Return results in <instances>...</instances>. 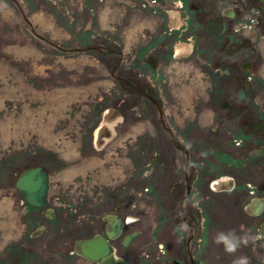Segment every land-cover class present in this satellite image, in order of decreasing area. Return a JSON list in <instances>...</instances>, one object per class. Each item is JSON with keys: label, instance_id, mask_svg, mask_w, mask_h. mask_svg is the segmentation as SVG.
<instances>
[{"label": "bare ground", "instance_id": "6f19581e", "mask_svg": "<svg viewBox=\"0 0 264 264\" xmlns=\"http://www.w3.org/2000/svg\"><path fill=\"white\" fill-rule=\"evenodd\" d=\"M170 1L151 0L163 20L151 40V67L165 74L167 93L151 80V195L159 208L156 224L165 226L164 236L151 228V264H264V0H174L180 13L174 31L165 27L176 18L164 9ZM188 83L192 90L210 89L211 113L203 114L200 92L193 115L187 104L173 108V99L188 98L191 88L182 90ZM71 91L62 96L73 97ZM205 115L209 122H202ZM65 142L66 154L75 153ZM9 205L0 202V215Z\"/></svg>", "mask_w": 264, "mask_h": 264}, {"label": "rangeland", "instance_id": "374dc122", "mask_svg": "<svg viewBox=\"0 0 264 264\" xmlns=\"http://www.w3.org/2000/svg\"><path fill=\"white\" fill-rule=\"evenodd\" d=\"M176 2L171 0L164 8L172 15L175 12L176 18L169 17L165 23V27L173 31L180 23ZM157 8L151 7V0H0V200L10 201L9 207L3 210L5 214L0 215V220L5 221L0 223L5 232L8 230L6 223L16 221L25 208L20 204L15 181L28 165L48 167L53 177L51 197L54 202L70 199L71 203L95 205L103 189L110 186L106 183L110 181L113 184L110 188L114 186V173L101 177L98 172L111 163L100 165L99 170L94 165L90 166L79 175L68 176V170L91 160H114L115 156L126 160L123 156L131 151L137 136L135 152L139 165H142L141 169L138 166L134 184L136 214L140 218L138 227L147 235H151V228L161 229L164 236L165 226L160 228L156 224L159 208L151 191L146 188L151 181V173L146 172L153 155L149 142L153 123L140 103L142 90L136 95L134 89L126 85H130V80L141 89L149 85L151 88V80L154 79L161 83L160 91L166 93L162 83L165 74L154 71L144 55L145 48L151 46V40L162 28V18L153 11ZM41 15L52 23L41 22ZM21 48L29 50L19 54ZM163 63L162 67L168 66V62ZM175 65L171 64L176 72ZM167 74L174 78L178 73ZM184 86L182 90H189L192 84ZM71 89L75 90L73 97L65 99L63 96L70 94ZM62 90L68 94H63ZM208 91L207 87L191 88L187 92L188 98L179 97L180 103L168 94L173 99V108L177 104L180 107L187 104L186 109L191 116L193 107L196 108L194 103L198 92L203 93L199 94L203 114L212 112L205 94ZM103 95L105 99L101 103ZM120 100L125 120L121 122L123 117L117 116L109 122L112 136L105 138L102 135V140L109 141L103 147L97 144L102 147L97 150L93 145V129L99 120L103 121L106 108L119 104ZM207 117L201 116L202 122L210 121ZM115 121L119 124L116 125ZM2 128L5 129L4 134ZM44 129L48 136L44 135ZM131 135H134L133 139ZM66 140H72V147L76 146L75 153L66 154ZM52 157L63 162L59 166ZM77 187L83 188L85 193ZM58 230L59 227L50 238L48 236L52 233L43 235L40 242L49 241L52 237L56 239L55 244L61 242L64 238L56 236ZM160 236L155 237L160 239ZM158 241L156 251L160 248ZM144 242V238L137 240L138 245ZM50 250L47 249L49 253ZM42 255L45 257L46 253ZM55 257L59 256L56 254Z\"/></svg>", "mask_w": 264, "mask_h": 264}, {"label": "flooded vegetation", "instance_id": "af4514ba", "mask_svg": "<svg viewBox=\"0 0 264 264\" xmlns=\"http://www.w3.org/2000/svg\"><path fill=\"white\" fill-rule=\"evenodd\" d=\"M145 49L144 55L151 66V46ZM128 81L130 84L129 88L134 89L136 95L142 90L140 103L145 114H149L151 117L150 85L141 89L140 86L135 85L132 81ZM104 99L105 95L102 96L100 100L101 103ZM121 101L122 100H120L119 104L109 105L108 108L117 109L123 117V119H121V122H123L126 116L122 106H120L122 103ZM108 108H106V110ZM94 116L95 114L92 115V121ZM100 121L101 120L97 123L98 126L100 125L99 123H101ZM114 123H116V121ZM118 124L119 122L116 123V125ZM97 127L95 126L93 129V145L94 148L99 150L102 149L109 140L104 139L101 148L96 146L94 131ZM149 136L151 139V135ZM131 137L133 139L134 135H131ZM136 137L137 136H135L133 140L135 144H133L131 151H128L127 155L123 156L126 160L121 156H115L114 160H91L85 164L87 166V164H91L90 162H97L94 168L99 170L100 165H105L107 162H110V165H106V169L103 168V170L98 172L101 177L111 172L114 173L113 178L115 177L113 188H110L111 185H113L112 182L108 181L106 184L110 186L106 185L109 187H104L105 189L101 192L102 196L99 194L101 196L100 200H98V203L95 205L88 206L84 203H74L73 201V203H71L70 199H65V201L60 200L59 203H56L52 200L51 189L48 204L44 206L31 204L27 201L25 195L18 189L16 182L18 176L24 169L42 164H30L24 168L17 176L15 185L18 191L20 204H23L25 208L16 221L8 224L6 223L8 227L6 232L0 226V264H97L95 261L80 255L76 251L77 243L80 240L91 239L97 235L108 238L115 247L116 254L124 258L128 264H151V235L143 234V230L138 227L140 218L136 214L137 202L134 195V184L139 173L138 166L140 169L142 166L139 165L138 156L136 154L137 151L135 152V149H137L135 145L138 141V137ZM70 141L72 142V140ZM149 142L151 148V141ZM52 158V160H55V164L59 166L63 162L56 159V157ZM61 158L62 160H66L64 157ZM140 163L143 162L140 160ZM42 166L49 171L48 167L45 165ZM83 166L75 165L68 171ZM89 167L90 166H87V168ZM49 173L51 174L52 188L53 177L50 171ZM149 173H151V166L147 169L146 174ZM75 174L79 175L80 172ZM81 181L83 182L84 179L82 178ZM146 188L151 191V181L146 185ZM77 189L85 193L83 188L80 189L77 187ZM4 200L1 199L0 202ZM52 213L53 216L50 217L49 215H52ZM0 223H5V221L0 220ZM33 224H35V226H32ZM112 224L117 226L120 224V227L119 229L117 227L116 231H110L114 234L110 236L108 226ZM57 227H59V230L56 236L59 235V239L64 238L61 242L55 244V237H52L54 239L51 238L49 241L40 242L41 237L45 234L47 235V233H52L48 238L53 236ZM116 232L118 233L116 234ZM129 237L132 238L129 243H126ZM140 238H144L145 242L138 245L137 240ZM47 249H51L50 253ZM54 252L55 255L57 254L59 257H55ZM57 252H59V254ZM43 253H46L45 257L42 255ZM142 256L143 258H141Z\"/></svg>", "mask_w": 264, "mask_h": 264}, {"label": "water", "instance_id": "95a60500", "mask_svg": "<svg viewBox=\"0 0 264 264\" xmlns=\"http://www.w3.org/2000/svg\"><path fill=\"white\" fill-rule=\"evenodd\" d=\"M117 116H121V113L115 108H108L105 111L103 121L95 132L97 143L101 144L102 135H108V137L112 135V128L109 122L115 120ZM16 185L30 203L36 205L49 203L51 174L42 165L24 169L18 176ZM49 216L52 217L53 213ZM118 226L114 224L108 226L110 236L114 235L110 231H116ZM77 251L96 260L98 264H128L124 258L116 254L115 247L108 238L102 235H97L91 239L80 240L77 243Z\"/></svg>", "mask_w": 264, "mask_h": 264}, {"label": "clouds", "instance_id": "9594fccd", "mask_svg": "<svg viewBox=\"0 0 264 264\" xmlns=\"http://www.w3.org/2000/svg\"><path fill=\"white\" fill-rule=\"evenodd\" d=\"M228 251H235V247L233 246V247H230L229 249H228ZM242 264H245V262H242Z\"/></svg>", "mask_w": 264, "mask_h": 264}, {"label": "trees", "instance_id": "16d2710c", "mask_svg": "<svg viewBox=\"0 0 264 264\" xmlns=\"http://www.w3.org/2000/svg\"><path fill=\"white\" fill-rule=\"evenodd\" d=\"M123 83H125V82L123 81ZM126 85L129 86L128 83H126Z\"/></svg>", "mask_w": 264, "mask_h": 264}]
</instances>
